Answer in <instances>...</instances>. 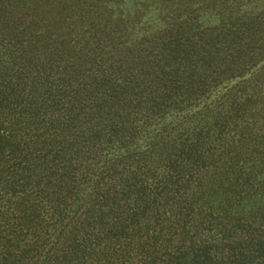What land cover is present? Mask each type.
<instances>
[{
	"label": "rangeland",
	"instance_id": "obj_1",
	"mask_svg": "<svg viewBox=\"0 0 264 264\" xmlns=\"http://www.w3.org/2000/svg\"><path fill=\"white\" fill-rule=\"evenodd\" d=\"M83 12L89 13L96 22H108L116 27L115 34H120V37L115 36L117 41H110L108 45L105 43L97 70L112 72L108 91L110 86L115 90L116 85L126 86L125 92L119 95L122 97L125 93L126 97L131 95L132 98L130 107L126 108L127 116L122 115L117 123L118 128H115L121 135L118 134L119 137L113 138V142L108 144L110 147L101 151L103 154L106 151L107 159L111 158L116 162V169L108 170L109 166H105L101 170L102 168L97 167L98 160L93 159L87 171L89 163L82 161L84 170L77 156L70 157L68 153L49 169L57 170L58 165L62 164L64 172L72 177L74 185L76 183L74 189H67L70 201L79 198L85 187L90 192L94 182L99 181L100 193L103 196L99 193L101 200L97 194L95 196L103 206L104 221L114 216L119 222L117 228L126 223L123 234L114 235L103 231L95 237L92 235L86 264H148L146 261L150 257L151 244L157 245L160 250L172 240L179 242L183 248L192 241L195 242V239L211 244L212 241L226 242L229 236L234 238L232 224L239 218L238 211L242 205L252 196H240L229 202L224 199L223 193L219 192L223 198L219 199V203H215L213 191L220 189H211L207 180L198 183L199 159L193 157L190 159L195 160V163L184 170L188 183L184 191L188 192L186 196L181 195V188L172 181L176 178L177 170L171 169V175L166 178L169 172L167 156L169 154L172 158L174 154L170 152L174 147L178 153V147L186 136L188 138L184 142L187 144L190 143L188 141L195 140L199 144L200 138L201 145L197 146L203 154L216 160L213 162L216 170L221 166L223 153L230 148L239 150L240 143L241 147L251 143L249 135H256L259 144L264 143V109L260 110L259 116L256 113L258 107L257 110H251L247 106H240L241 109L235 113H242L241 117L234 115L231 121L221 118L229 111V103L241 99L245 94L256 98L255 101L262 100L264 0H85ZM176 23L181 26H175ZM202 24H206V30L211 27L216 30L217 27L216 31L220 33L217 44L210 41L213 44L205 47V43L200 45L197 32ZM177 28L179 32L176 37L184 41L189 39L191 47L197 48L196 53L192 49L189 58L177 56L175 60L166 62V50L161 45L165 40L166 46V39L170 36L169 30L174 32ZM214 49L219 52L211 59L199 58L205 55L206 50L214 52ZM121 114H124L123 111ZM22 126L23 124L18 126L0 122V210L5 209L7 204L13 208L16 203L13 205L7 201H13L18 196L23 197L24 192L25 203L30 207L40 209L41 204L46 207L47 204L50 207L53 205L52 201L45 198L42 185L55 172L52 171L48 178L41 175L45 173L38 174L36 178L40 180H37V188L35 180L28 184L19 183V171L16 174L15 169L24 153L21 142L29 134L26 129L29 127ZM261 128L259 133L255 132ZM153 136L155 140L151 143L150 138ZM231 140L236 141L232 143L233 147L230 145ZM17 146L18 152H15ZM192 149L196 150L195 147ZM241 158L242 155L238 154L236 160L245 165H248L249 160L254 161L252 156H249V160ZM174 159L180 160L177 156ZM225 166L228 170H233L228 162L222 163V167ZM261 169L263 173L264 169ZM3 179L7 181V185ZM49 183V190L61 187L52 186L51 180ZM200 191L205 195L199 196ZM91 192L90 195L94 193ZM164 193L166 196L173 193L176 198L164 204L159 217L152 221V217L142 215L135 223L139 208L142 209L143 202L146 201L145 197L161 203ZM142 195H145L143 199ZM189 196L194 199L187 203ZM66 202L67 200L65 204ZM147 203L146 210L151 209L152 203ZM42 215L40 210V217ZM224 217L229 221L228 234L220 228L223 225L219 222H223ZM42 218L41 223H45L46 218ZM50 218V222H58V218L54 219L52 215ZM132 218L133 226L139 229H130ZM148 234L158 239L150 240L147 244ZM132 240L138 241L137 247H141L142 255L138 250L136 252Z\"/></svg>",
	"mask_w": 264,
	"mask_h": 264
},
{
	"label": "trees",
	"instance_id": "obj_2",
	"mask_svg": "<svg viewBox=\"0 0 264 264\" xmlns=\"http://www.w3.org/2000/svg\"><path fill=\"white\" fill-rule=\"evenodd\" d=\"M84 2L85 0H0V122L18 126L23 124L22 128L29 127L26 128L29 134L21 142L24 147L23 157L15 169L16 174L19 171L20 184L35 180L37 188V180H40L36 178L38 174L45 173L41 175L48 178L53 171L49 169L67 153L70 157L77 156L84 170L82 161L89 163L87 171L93 159L98 160L97 167L102 168L101 170L105 166H109L108 170L116 169V162L111 158L107 159L106 151L104 154L101 151L110 147L108 144L113 142V138L119 137L120 133L115 131V128H118L117 123L122 115L127 116L126 108L130 107L132 98L131 95L126 97L125 93L122 97L119 95L125 92L126 86L116 85V90L110 86L108 91L112 72L97 68L105 43L108 45L110 41H117L115 36L120 37V34H115L116 27L108 22H96L89 13H84ZM174 25L181 26L180 23ZM205 27L206 24H202L197 32L200 45L205 43L204 47L216 43L220 36L216 31L217 27L216 30L213 27L206 30ZM177 32L178 28L174 32L169 30L170 36L166 39V46L165 40L161 45L166 50V62L175 60L177 56L189 58L192 49L194 52L197 49L191 47L189 39H178ZM113 45L115 46V43ZM209 51L206 50L205 55L199 58L208 57L209 60L219 52L218 49ZM262 94L260 101H255L256 98L246 94L241 99L234 100L229 103L227 114H223L221 118L231 121L234 115L241 117L242 113L235 112L246 106L251 110L258 107L256 113L261 116L260 110L264 109V92ZM122 111L124 114H121ZM261 130L262 128L256 129L255 132L259 133ZM154 136L150 138L151 143L155 140ZM186 138L178 147L179 154L174 147L170 152L174 154L172 158L169 154L167 156L169 172L166 178L171 175V169L177 170L176 178L172 181L181 188V195L186 196L188 192L184 191L188 185L184 170L195 163L193 159H199L198 183L207 180L211 189H220L213 191L215 203H219V199L224 196L229 202L244 195H250L252 198H248V202L242 205L238 211L239 218L232 224L234 238L229 236L226 242L212 241L211 244L195 239V242L192 241L183 248L179 242L172 240L160 250L157 245L151 244L150 257L146 263L264 264V172L260 171L261 168L264 169V143L259 144L256 135H249L251 143L246 147H241L240 143L239 150L230 148L223 153L221 166L215 170L213 162L216 160L212 156H206L198 148L202 139L198 138L199 144L196 140L188 141L190 143L187 144L184 142ZM194 139L193 137L192 140ZM101 143L103 145H100ZM232 143L236 141L231 140L230 145ZM192 147L196 150H191ZM14 151L18 152V146ZM100 152L101 156L98 157ZM238 154L242 155L241 159L244 160H249V156H252L254 161L249 160L248 165H245L236 160ZM176 156L180 160L174 159ZM183 156L187 158L183 159ZM224 161L231 164L233 170H228L226 166L223 168ZM53 172L55 173L43 185L40 184L44 188L42 192L45 198L53 202L51 207L48 204L47 207L41 204L40 209L30 207L25 203L24 192L23 197L18 196L13 201H7L13 205L16 203L13 208L7 204L5 209L0 210V264H86L92 235L95 237L103 231L114 235L123 234L126 223L122 222L124 224L117 228L119 222L114 216L110 217L111 221L109 218L104 221L103 206L99 203L102 195L99 181L94 182V186L90 188L93 194L90 195L85 187L79 198L70 201L67 189H74L76 183L74 185L72 177L64 172L62 164ZM179 172L182 173L181 176ZM49 180L52 181V186L61 187L49 190ZM4 181L7 185V181ZM219 192L223 193V197ZM96 194L99 199H96ZM172 194L167 193L166 196L164 193L161 203L142 195L141 198L145 197L146 201L143 202L142 209L139 208L135 223L142 215L152 217V221L156 220L163 211L164 204L176 198ZM202 194L205 195L200 191L199 196ZM192 198L194 199L189 196L187 203H190ZM148 201L152 205L151 209L146 210ZM141 204L142 202L139 206ZM40 210L43 214L41 217ZM51 215L54 219L58 218L56 224L55 220L50 222ZM42 217L46 218L45 223H41ZM133 221L134 218L130 221V229H139L133 226ZM220 221L223 225L220 228L228 234L227 217L223 218V222ZM147 237V244L150 240L158 239L149 234ZM132 241L136 252L138 250L142 255L141 247H137L138 241Z\"/></svg>",
	"mask_w": 264,
	"mask_h": 264
}]
</instances>
